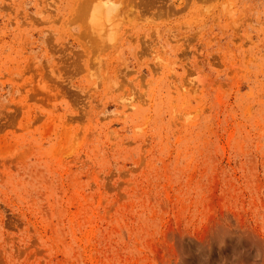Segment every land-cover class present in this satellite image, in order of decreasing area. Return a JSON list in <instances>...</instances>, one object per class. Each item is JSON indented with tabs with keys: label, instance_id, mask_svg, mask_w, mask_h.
Wrapping results in <instances>:
<instances>
[{
	"label": "rangeland",
	"instance_id": "374dc122",
	"mask_svg": "<svg viewBox=\"0 0 264 264\" xmlns=\"http://www.w3.org/2000/svg\"><path fill=\"white\" fill-rule=\"evenodd\" d=\"M0 264H264V0H0Z\"/></svg>",
	"mask_w": 264,
	"mask_h": 264
}]
</instances>
